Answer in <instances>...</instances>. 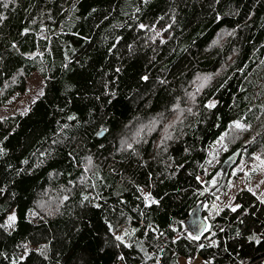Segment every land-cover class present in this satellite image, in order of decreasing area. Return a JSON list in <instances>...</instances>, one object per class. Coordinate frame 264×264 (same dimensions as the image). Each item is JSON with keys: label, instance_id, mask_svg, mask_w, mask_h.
<instances>
[{"label": "trees", "instance_id": "1", "mask_svg": "<svg viewBox=\"0 0 264 264\" xmlns=\"http://www.w3.org/2000/svg\"><path fill=\"white\" fill-rule=\"evenodd\" d=\"M3 3L0 110L26 95L34 75L43 94L0 118V224L12 212L17 217L11 234L0 228V264H141L137 245L160 264H264V240H247L264 235V204L247 188L233 195L254 213L241 216L243 223L241 210L223 205L203 217L199 240L185 227L234 151L241 149L232 167L244 156L251 172L264 167L257 159H264V0ZM141 23L148 27H136ZM208 101L215 106L205 108ZM235 120L249 127L237 129ZM142 122L144 133L136 129ZM101 125L107 131L98 138ZM136 185L159 203L146 207ZM82 193L89 197L83 205ZM108 223L131 233L124 240L132 246L115 241ZM46 241L50 259L42 260L34 248ZM25 242L32 251L20 261L17 246ZM118 253L126 259L118 261Z\"/></svg>", "mask_w": 264, "mask_h": 264}, {"label": "snow or ice", "instance_id": "2", "mask_svg": "<svg viewBox=\"0 0 264 264\" xmlns=\"http://www.w3.org/2000/svg\"><path fill=\"white\" fill-rule=\"evenodd\" d=\"M13 2H14V0H13ZM144 2L147 3V0H144ZM214 2H218V0H214ZM8 6L9 5L7 3L0 4V7L7 8ZM220 18H221L220 15L217 14L216 19L217 20H220ZM3 19H5V17L2 14H0V20H3ZM136 27H138L140 29H144V28H146L148 26L145 25V24H143V23H141V24L136 25ZM23 31L26 33V32H28V29L25 28ZM158 34L159 33H157V35ZM115 39L117 41H119L121 39V37L116 36ZM153 39H154V37H153ZM160 43H164V40L161 39L160 40ZM12 47L15 48V44H13ZM115 47H116V45L113 44L112 48H109L108 51L109 52H112ZM128 47H129V49H131L132 45H129ZM25 55H27V54H25ZM116 71L118 72L119 71V68H117ZM140 79L146 81V80L149 79V77L147 75H143V76L140 77ZM105 87H107V86H105ZM40 94L42 95L43 92H41ZM215 103H216L215 101H208V102H206L204 104V107L207 108V109H211V108H213L215 106ZM25 111H27V109H25ZM188 111L189 112H192V109L191 108H188ZM21 114H23V113H21ZM68 119H74V117L69 116ZM230 123L233 124V125H235V127L237 129H240V130H244L247 127H249V125H247V124H242L240 122V120L230 121ZM101 129H102L101 131H98V132L95 133L97 136L103 135V133L107 131L106 128H103V125H101ZM162 140H163V138H162ZM161 143H158L156 145V147L157 148H160L161 147ZM125 144H126V147H127L128 150H130L133 154L139 156V153L136 152V150L134 149L132 143H128V142L122 140L121 141L122 147ZM101 147H103V145H101ZM4 151H5L4 149H0V153H3ZM185 151L187 152L188 149H185ZM41 155H45V153H41ZM71 155L72 154L69 153V156H71ZM257 159H260L261 164H264V159H261L259 157H257ZM89 163H91V158L90 157H89ZM141 163L143 164L144 161H141ZM8 167L11 168L12 166L9 165ZM111 171H114V170H111ZM50 175H51V173H50ZM82 179H83V177H82ZM197 179L199 180L200 178L197 177ZM69 183H72V181H69ZM261 184H264V180H261L255 187L260 188V185ZM144 187H148V185H146ZM136 189H137V192L140 194L137 197V199H142L143 204L146 207L147 206H150L151 204H158L159 203V200L156 199V198H154L152 196L151 192L144 191V188L141 187L140 185H136ZM247 190L249 192H251L256 197V199L260 202V204H264V190H260V191L256 192V191H253V188L252 187H248ZM3 192H4V189L3 188H0V194H3ZM64 199H67V197H64ZM88 199H89V197L86 194H83L82 193L81 204L83 205L84 202L87 201ZM96 199H99V197H96ZM234 199H235L234 196L229 197L228 203L226 205H224V207L230 208L232 212H236L238 209L241 210L240 211V214L237 216V219L238 220H240V217L243 216V215H248V214L254 215V213H250L249 212V208L248 207H244L240 203H233V200ZM120 203L122 204L124 202L123 201H120ZM93 207L99 208L100 205L99 204H93ZM213 207L216 208L217 211H219V208L215 205V202H213ZM29 212L32 215H36L35 213H32L31 210H29ZM121 215H123V213H121ZM16 219H17L16 213L15 212L10 213L5 218L4 223L3 224H0V228H3L6 232H9V234H11L9 230L10 229H14ZM240 222L243 223V220H240ZM149 229H151V225H149ZM108 231L113 233V239L115 241L119 242V244H123V246L126 247V248L132 246L131 244L126 243L125 240H124V236L125 235H131V233H128L127 231L117 233L115 227L111 223H108ZM135 231H136V229L133 228L132 229V232H135ZM155 231H156V235H164V233H160L158 230H155ZM173 231H175V229H173ZM236 235L237 236H240L241 235V232H240L239 229H237ZM153 238H155V237H153ZM189 238L192 239V240H199L200 239L199 236H190ZM178 239H180L179 236H177L174 240H172V243H175V240H178ZM247 240L249 242H254L256 244H260L261 241L264 240V235H257L256 233H252V234H249L247 236ZM49 243H50L49 241H46L44 243L36 242V246L34 248V251H35V253H36V255L38 257H41L42 258V260H49L50 259L49 255H48V252H49ZM211 243H212V245H215L216 244V241L213 240ZM17 247H19L21 249L20 255H19V260L20 261H25L26 257H29L30 256V252L32 251V249H30V247H29V242H25L24 244H20ZM137 247L140 248V251L143 252V260H142L141 264H143V261L152 260V259H155L156 260V264H160V258H159V256L153 257L148 251L144 250V248L141 247L140 245H137ZM199 247H203V245H199ZM159 251L162 253L164 250H163V248H160ZM3 255H4V253L3 252H0V256H3ZM116 259L118 261H124L126 259V257L122 253H118L116 255ZM190 260H191V258H186L185 264H190ZM11 264H17V260H15V259L12 260L11 261ZM56 264H60V261L57 260L56 261ZM205 264H212V262H211V260H208V261L205 262Z\"/></svg>", "mask_w": 264, "mask_h": 264}, {"label": "rangeland", "instance_id": "3", "mask_svg": "<svg viewBox=\"0 0 264 264\" xmlns=\"http://www.w3.org/2000/svg\"><path fill=\"white\" fill-rule=\"evenodd\" d=\"M30 84L28 87V91L25 96L14 99L10 103L7 104L4 108L0 110V118L3 116H7L10 113L14 112L15 110H23L26 104L33 101L38 94L42 91V83L36 75L32 76L29 80ZM174 108V106H173ZM171 108V109H173ZM146 125V122H142L136 129L140 130L141 133L145 132L143 128ZM129 136L132 138L133 136L137 137L136 131H131ZM139 136V135H138ZM241 161L232 169L230 170V174L225 175L224 170L219 173V177L211 182V185L208 188H205V191L209 190L210 199L208 202L205 203L203 201V206L208 205L206 209L201 210L202 217H208V214H211L212 211H216L217 209L213 207V202L215 205L220 208L223 205L228 203L229 197H232L238 189L241 188H248L252 187L253 191H260L264 189V184L260 185V188L255 187L261 179H264V167H257L252 172L247 167L248 160L247 158L242 157ZM256 167V166H253ZM238 169L239 171L236 172V177H233L235 170ZM224 172V176L222 175ZM230 175L229 179L228 176ZM239 175V176H238ZM226 182V183H225ZM204 193V191H203ZM206 194V193H205ZM203 211V213H202ZM195 260V261H194ZM193 262L190 264H205L203 260H199L198 258L192 259Z\"/></svg>", "mask_w": 264, "mask_h": 264}, {"label": "water", "instance_id": "4", "mask_svg": "<svg viewBox=\"0 0 264 264\" xmlns=\"http://www.w3.org/2000/svg\"><path fill=\"white\" fill-rule=\"evenodd\" d=\"M101 131V130H100ZM105 133V132H104ZM103 133V135H104ZM103 135L97 136L98 138L102 137ZM254 139H252L248 145L253 143ZM245 148V147H244ZM241 153V149H237L234 151L230 156L227 158V167L230 169L237 161L239 155ZM225 162H223L224 164ZM225 171V175H227L228 170ZM203 203H197L190 211L187 219L185 220V227L187 230L195 236H199L206 228L205 219L202 217L201 210H202Z\"/></svg>", "mask_w": 264, "mask_h": 264}, {"label": "bare ground", "instance_id": "5", "mask_svg": "<svg viewBox=\"0 0 264 264\" xmlns=\"http://www.w3.org/2000/svg\"><path fill=\"white\" fill-rule=\"evenodd\" d=\"M167 120H168V119H167ZM170 122H171V121H170ZM46 145H47V144H46ZM74 147H75V146H74ZM51 157H52V156H51ZM53 157H54V156H53ZM49 158H50V157H49ZM44 160H45V159H44ZM34 164H35V163H34ZM71 164H72V163H71ZM65 167H66V166H65ZM54 170H55V169H54ZM2 171H3V170H2ZM61 174H62V173H61ZM72 175H73V174H72ZM59 178H61V177H59ZM39 182H40V181H39ZM67 182H68V181H67ZM35 183H36V182H35ZM37 187H38V186H37ZM45 188H47V187H45ZM10 191H11V190H10ZM10 191H9V192H10ZM50 191H51V189H50ZM46 193H48V192L46 191ZM9 194H10V193H9ZM11 194H12V193H11ZM52 194H53V193H52ZM35 195H36V194H35ZM49 195H50V193H49ZM51 196H52V195H51ZM51 196H50V197H51ZM33 197H34V199H35V196H33ZM40 197H41V196H40ZM40 197H39V199H40ZM43 197H44V195H43ZM43 197H42V200H43ZM47 197H49V196H46V198H47ZM53 197H54V196H53ZM58 198H59V197H58ZM58 198H57V199H58ZM55 199H56V198H55ZM57 199H56V200H57ZM5 200H6V199H5ZM10 200H11V199H10ZM27 200H28V199H27ZM31 200H32V199H31ZM36 200L39 201L38 199H36ZM36 200H35V201H36ZM35 201H34V202H35ZM43 201H44V200H43ZM51 201H52V203H55V204H56V202H57V201H54V202H53L52 199H51ZM59 201H61V200H59ZM11 202H12V201H11ZM45 202H46V201H45ZM45 202H44V203H45ZM47 202H48V201H47ZM49 202H50V201H49ZM61 202H62V201H61ZM38 203H39V202H38ZM50 203H51V202H50ZM36 204H37V203H36ZM41 204H42V206H43V207H42V209H43V208H44V204H43V203H41ZM47 204H48V203H47ZM11 205H12V204H11ZM27 205H29V203H28ZM38 205H40V203H39ZM48 205H49V204H48ZM50 205H51V204H50ZM62 205H63V204H62ZM62 205H61V206H62ZM53 206H55V205H53ZM172 206H173V205H172ZM45 207H46V205H45ZM48 207H49V206H47V208H48ZM55 208H56V207H55ZM60 209H61V208H60ZM60 209H59V210H60ZM63 209H64V208H63ZM49 210H50V209H49ZM32 212H33V211H32ZM64 212H65V211H64ZM50 213H51V212H50ZM57 213H58V212H57ZM62 213H63V212H62ZM55 214H56V213H55ZM55 214H54V215H55ZM50 215H51V214H50ZM59 216H62V215H58V217H59ZM176 216H177V215H176ZM21 217H22V216H21ZM55 217H56V216H55ZM49 218H50V217H49ZM50 219H51V218H50ZM39 221H40V220H39ZM41 221H42V220H41ZM46 221H47V220H46ZM1 229H2V228H1ZM225 231H226V230H225ZM8 236H9V235H8ZM4 239H5V238H4ZM54 240H55V239H54ZM58 240H59V239H58ZM2 242H3V241H2ZM52 242H53V241H52ZM59 244H60V243H59ZM1 246H2V245H1ZM54 246H55V245H54ZM0 249H1V248H0Z\"/></svg>", "mask_w": 264, "mask_h": 264}]
</instances>
